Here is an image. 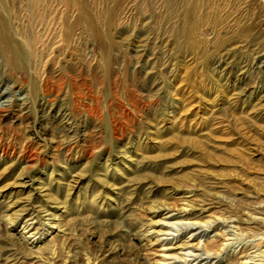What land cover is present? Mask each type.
I'll list each match as a JSON object with an SVG mask.
<instances>
[{
	"label": "rangeland",
	"instance_id": "1",
	"mask_svg": "<svg viewBox=\"0 0 264 264\" xmlns=\"http://www.w3.org/2000/svg\"><path fill=\"white\" fill-rule=\"evenodd\" d=\"M257 6L0 0L30 53L0 41V81L28 95L0 119V264H179L193 233L204 264H264V107L235 102L258 77L251 48L220 61Z\"/></svg>",
	"mask_w": 264,
	"mask_h": 264
},
{
	"label": "bare ground",
	"instance_id": "2",
	"mask_svg": "<svg viewBox=\"0 0 264 264\" xmlns=\"http://www.w3.org/2000/svg\"><path fill=\"white\" fill-rule=\"evenodd\" d=\"M257 1H258V6L255 9V11H256L255 13H258V18L261 20V22L263 24L262 29L257 33L249 34L247 37L243 36L242 39H239L237 41H229L228 42L229 44L226 45L227 47L224 49V51L221 55L222 57H220L221 58L220 61H222V60L225 61L235 51L240 50V52H241V50H242L244 52V49L247 50L248 48H251V53H252L251 58H252V62H253V69L256 72L257 77H258L256 89L255 88L252 89L250 96L244 95L243 92L241 94H239V93L236 94V95H238V97L235 98V102H240L242 100L241 98H243V97L247 98L246 99V101H247L248 99H250L254 95L255 96L257 95L255 98V104H256V106H259L260 108H262V107H264V0H257ZM246 12H249V10L247 8H246ZM5 15H6L5 11H2L0 13L1 51L5 52V53H9L10 55L14 56L13 58H15V60L19 66L20 65L25 66L26 63L28 62L29 58H30L29 57L30 53L27 50V48H25L23 50L20 49V46H19L18 42L16 41V39L14 38V34L11 31V28L9 27L8 20H7ZM235 24L236 23H233L231 26L233 27V25H235ZM229 68H230L229 66L224 68L222 72L223 73L228 72L230 70ZM246 72H247V70L245 68H243L241 70L242 77L244 76V74H246ZM17 103H19L18 105H19V108L21 111L25 110L26 109L25 107L28 104V95L23 93L22 90L18 91V92H14L13 86L6 85V87H5L2 83V81H0V119L2 120V118L4 117V115H2V113L7 112V110L10 109L13 104H17ZM132 187H134V186L127 184V185H123L122 187H120L119 190L121 191V194H123V191H127V189L132 188ZM124 189H126V190H124ZM128 207L129 206H125V208H128ZM177 216L178 215H171L169 218H174ZM46 217H51V216L49 214H47ZM48 219L52 220V218H48ZM38 221H39V216L32 214L31 217L25 223L24 231L26 233H30L33 230H35L37 232L38 228H36V227L39 224ZM188 225L191 226L193 229L194 228L196 229L199 226H201L200 224L198 226V223H195V222H192V223L190 222V223H188ZM165 226L170 228L172 226V224L167 223V224H165ZM33 234H35V232H33ZM199 234L200 233H193L191 236L187 237L185 240L181 241L178 244H175L174 247L170 248L171 250H178L179 254L182 256L180 258L175 257L174 259L176 262H178L179 264H180V262L181 263L187 262V259H185V257H189V258L191 257V258H193V262H195V264H202L203 263L204 260L201 259L202 256L198 253L200 247L197 246L196 244H194L195 241L197 240L196 237L197 236L199 237ZM168 235H170L169 230H166V232H163V236H168ZM186 251H188V252H186ZM250 254H251V252H250ZM247 256H248V254L245 255L244 253H242V256L240 257V259H242L243 262L242 261L240 262V260H239V262H237V264H239V263L240 264L250 263L251 261L250 262L247 261L248 260ZM208 257H210V256H208ZM238 259H239V257H238Z\"/></svg>",
	"mask_w": 264,
	"mask_h": 264
}]
</instances>
